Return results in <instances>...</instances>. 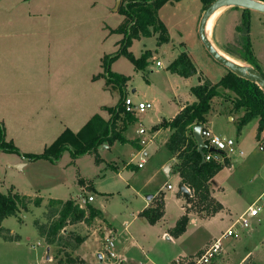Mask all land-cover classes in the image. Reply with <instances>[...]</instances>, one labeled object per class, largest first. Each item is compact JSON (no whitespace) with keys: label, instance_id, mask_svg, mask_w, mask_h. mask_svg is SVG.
<instances>
[{"label":"rangeland","instance_id":"rangeland-1","mask_svg":"<svg viewBox=\"0 0 264 264\" xmlns=\"http://www.w3.org/2000/svg\"><path fill=\"white\" fill-rule=\"evenodd\" d=\"M113 2L114 0H0V77L6 84L1 91H4L3 95H8L3 98V108L10 111L6 116L9 134L17 137V144L12 142L25 154L42 155L53 143L54 135L58 132V116H65L73 131L80 130L84 120L97 113L99 104L118 105L121 99L126 98V92L135 103L150 102L155 106L153 110L135 114L133 121L123 132L128 140L138 138L140 142L147 143L142 150V153H148L145 167L141 170L121 172L109 168L112 163L122 168L124 162L139 161L133 158L136 154L131 155V144L116 140L106 149L100 147L89 156L74 158L70 150H65L58 161L27 160V165L21 171L6 168L4 161L0 160V191H13L33 199L41 197L47 202L51 199L64 202L72 199L81 208H86L90 203L89 195L94 197L87 189L83 190L87 181L92 182L100 191L113 193L111 196H98L96 206L119 231V235L115 236L116 254L120 259H125V264H172L181 258L188 263L189 260L202 255L203 250L219 239L250 206L258 202V205L262 206L260 216L252 221L250 228L240 230L239 238L224 240V250L213 259L212 264H264V139H256L257 121H252L239 132L237 121H230L226 117L213 119L212 128L216 135L234 140L237 143L236 150L243 152V155H229L230 165L214 178L219 187L217 201L222 206L214 215L207 211H212L207 203L202 207L196 204L188 205L187 211L184 212L182 207L184 201L186 204V199L176 198L181 184L179 176L173 173L171 178H167L163 171L162 166L169 153L156 141L150 143L157 123L158 109L153 100L143 96L149 95L150 92L153 94L148 87L156 82L161 90L156 91V95L165 102V71L170 65L171 54L175 53L179 39L183 38L190 45L196 40L194 25L196 26L204 10V4L201 0H181L162 5L158 16L168 30L169 42L159 45V35L155 33L150 37L134 39L127 51L136 58L142 57L146 51H151L147 67L138 70L127 57H119L111 64L110 70L119 76L127 75L128 70L133 71L132 86L126 91V88L121 87L120 81L107 84L105 79L103 84H106L109 90L102 91L100 83L92 79L102 71L101 57L104 54L112 55L117 50L115 44L120 35L109 36L106 29L116 28L121 24L122 15L107 7ZM124 3L119 0L115 11H120ZM244 15H247L250 24L252 51L264 74V14L256 11L244 13L240 8L226 9L216 21L211 40L224 53L225 49L233 52L236 57H231L239 63L251 66L242 60L246 55L241 39L243 34L237 32ZM199 22L200 20L198 25ZM194 51L199 55L198 43ZM207 59L214 67L228 73L229 70L216 63L208 53ZM156 62H161L163 67L157 68ZM19 75L26 77L24 87L15 85L16 81L12 78ZM211 75L217 78L219 73ZM36 78H39L40 82L32 83L37 81ZM48 78L55 81L56 91L58 90L55 97L56 106L49 108ZM146 80H150V84ZM204 84L211 83L207 81ZM30 85L33 88L39 86L41 92V122L37 125L29 120L28 126L22 129L19 125L21 119L28 120L33 113L31 102L35 104V99L31 100V97H35L30 95ZM134 89H138L137 93H133ZM219 90L223 91L222 88ZM19 92L24 93L22 101H29V104L16 103V95H20ZM228 99L219 97L214 102L215 107L230 111L233 103ZM8 101L12 106L7 104ZM113 108L106 109L110 116L105 121L112 119L110 111ZM59 110H62V115H59ZM124 116L125 114H122L121 119ZM141 129L146 131L144 135L139 133ZM86 132L87 136L90 131ZM1 155L12 160L22 158L18 154L2 151ZM168 185L174 189L168 190ZM191 192L193 193L192 190ZM154 195L156 202L150 208L156 207L158 201L162 200L164 215L168 212L179 220L185 215L188 216L186 230L177 242L173 243L164 237V222H148L149 224L144 226L146 223L134 220L135 217L141 216L140 211L144 210L147 198ZM44 207L38 210L30 204L28 210H22L17 218L12 217L2 223L0 264H111L107 259L101 263L98 258V254L104 250V237L114 234L112 231L106 234V231L111 230V226H107V220L103 223V220L101 222L96 219L90 225L78 223L67 226L58 236L59 239L49 246L40 235L36 224L48 229L59 217L62 206ZM191 218L196 222L192 223ZM93 235L98 238L102 236L103 242L93 238L89 244L85 243ZM249 236L261 238L259 248L263 254L259 256L255 253L258 257L244 259L242 255L246 248L251 247V243H247L245 247L241 243ZM48 247H51L49 256L52 263L46 259ZM83 249L88 262L82 260L79 254ZM100 250L101 252H98Z\"/></svg>","mask_w":264,"mask_h":264},{"label":"trees","instance_id":"trees-1","mask_svg":"<svg viewBox=\"0 0 264 264\" xmlns=\"http://www.w3.org/2000/svg\"><path fill=\"white\" fill-rule=\"evenodd\" d=\"M179 1L181 0H130L121 6L119 13L125 17L124 22L112 32L123 34L125 38H123L120 49L112 55L105 56L102 61L104 72L100 77L106 79L107 84H111L113 81H120L121 87L123 89L126 88L125 84L129 79L125 76L114 74L110 70L111 64L121 56L127 57L138 70H143L147 67L151 52H145L142 57L136 58L127 51L134 39L150 37L155 33L159 35V45L169 42L168 30L159 19L158 11L166 3ZM201 1L204 4L205 11L217 0ZM259 1L264 2V0ZM248 12L250 11L244 10V13ZM249 30V20L247 15H244L242 25L237 28V32L243 34L241 39H243L246 53L242 60L263 73L252 51ZM225 52L230 56H235L229 49H225ZM169 70L185 77L195 73V68L185 53L181 54L170 65ZM220 88L226 93L221 92ZM192 92L197 97L198 102L187 106L172 121H164L158 128H170L173 131L166 147L177 156L179 161L177 172L180 175L182 184L193 191V197H191L189 205L193 206V204H196V206L200 205L202 207L207 203L212 208V211H207L214 215L222 209V206L214 197H211V181L226 166H229L230 162L229 158L224 154V163L215 160L204 161L202 154L198 151V144L194 138L193 129L196 125L204 126L206 124L215 98L226 97L233 103V111L242 114L238 122V131L241 132L249 123L258 120L259 127L256 138L257 140L261 139L264 131V92L257 84L240 78L230 71L217 84H203L193 88ZM124 99H121L119 104L110 111L112 114L110 121L107 122L99 115H95L79 133L76 134L67 129L45 149L42 155L21 153L12 141H7L6 129L0 124V151L18 154L29 161L38 159L58 161L65 150H70L74 158H79L94 154L101 146L112 144L116 140L122 143H129L123 132L126 130L127 124L133 120V116L125 113ZM122 114H125L124 122L122 127H119L118 123ZM87 130L90 132L86 136ZM72 148L75 150H72ZM209 153L218 154L216 151L211 152L206 149L205 155ZM99 161L100 159L98 158L97 162ZM81 183L83 184V181ZM30 204L35 207H41L43 198L33 199L13 191L8 193L0 191V230H2L1 225L5 220L12 217L17 218L22 210H28ZM211 204H213L214 208ZM48 206L50 208L62 206L59 217L48 229L38 223L36 224L40 235L49 246L59 239L58 236L61 232H64L67 226L78 223L90 225L96 219L102 218V213L94 206L88 204L86 208H81L73 200H68L67 202L50 200ZM163 215L164 204L162 200L158 201L156 207L146 209L141 214L150 224L159 222ZM187 224L188 216L185 215L177 222L175 228L170 232L171 235L176 238L180 237L185 232Z\"/></svg>","mask_w":264,"mask_h":264},{"label":"crops","instance_id":"crops-1","mask_svg":"<svg viewBox=\"0 0 264 264\" xmlns=\"http://www.w3.org/2000/svg\"><path fill=\"white\" fill-rule=\"evenodd\" d=\"M32 0H23V2H31ZM117 1L118 0H114L113 3H109L108 4V9H111L112 12L114 13H119L115 11V6L117 4ZM124 2H127L129 0H123ZM115 4V5H114ZM119 10V9H118ZM204 10L202 11L201 15L199 16L198 20H197V24L196 26L194 25V29H195V36H196V40L190 45L188 43V41H184L183 38L179 39V43L177 44L176 46V49H175V53H172L171 56H172V59H171V62H170V65L179 58V56L183 53H185L191 63L193 64V67L195 68V73L188 76V77H185V76H181L177 73H173L169 70V67L167 68V70L165 71V76L167 78V82H166V85H165V89H164V95L166 97V100L165 102H162L158 96L156 95V91H160L161 90L159 89V86L157 85L156 82H153L150 87H148L150 89V91L153 92V94L150 92L149 95H144L143 98H146V99H149V100H153L155 105L157 106V109H158V112H157V123H156V126L154 127L153 129V139H151V142H154L156 141V143L158 145H162L166 150L167 152L169 153V157L168 159L165 161V163L163 164V171L165 172L167 178H171L172 174L173 173H176L178 176H179V179H180V182L182 184V180L180 178V175L179 173L177 172V165L179 163L178 159H177V156L173 153H171L168 148L166 147L173 131L170 129V128H158V126L163 123L164 121H172L182 110H184L187 106L189 105H193L194 103H197L198 102V99L197 97L193 94L192 92V89L197 87V86H200V85H203L205 82L209 81L211 84H216L218 83L224 76H226L227 73H224L222 71V69H218V67H214L212 65V63H210L207 59V51H204L205 48L203 47L200 39H199V35H198V28L197 26L199 27L198 25V21L200 20L202 14H203ZM124 19L125 17L122 15V19H121V24L116 27V28H112V27H107V33H109V36H112V35H120V38L119 40L117 41V43L115 44V47H116V51L114 53H116L118 50H119V42L122 40L123 36L121 34H117V33H111L112 30H116L118 29L122 23L124 22ZM161 19V18H160ZM183 39V40H182ZM171 40V39H170ZM196 43H198V48H199V55L194 51V48L196 47ZM200 46V47H199ZM197 50V49H196ZM148 52V51H146ZM151 52V51H149ZM144 54V53H143ZM108 54H104L102 57H101V72H99L98 75H95L93 76L94 78L92 79L94 82H97V83H100V87L102 88V91L105 90V91H108L109 88L107 87V85L103 84V82L105 81V79L103 77H100L101 74H103L104 70H103V67H102V59L104 58V56H106ZM133 65V64H132ZM134 66V65H133ZM156 67L157 68H162L163 67V64L161 63V66H158L157 65V62H156ZM134 68H136L134 66ZM209 68V69H208ZM209 71H208V70ZM206 70V71H205ZM153 74L154 71H152ZM131 73L130 70H128L127 72V75H121V76H125L127 77L129 80L126 84V91L127 89L132 86V83H133V77H131ZM138 73H141V72H138ZM215 73L218 74L219 73V76L216 78V77H213V74ZM4 76V75H3ZM14 81H16V84L15 85H20L21 87H24V82H27V80L25 79L26 77L23 76V75H19V76H14L12 77ZM37 81L35 82H32V83H36L38 84V81H39V78H36ZM40 82V81H39ZM146 82L148 84H150V80H146ZM31 83V82H30ZM48 90H47V93L48 95L50 96V100L47 101V104H48V108L49 106H56V101H55V97H56V94H57V91H56V84H55V81H52L51 78H48ZM14 85V86H15ZM6 86V84H4V80L0 77V91ZM30 88L32 89V92H30V95L34 96L35 98L31 97V100L32 99H35V104H33V101L31 102V109H32V115L28 118V120H23L21 119L22 121L19 123V125H21V128H25L26 126H28L29 124V120H31V123H36L37 125L40 124L41 122V119H40V114H41V104H40V95H41V92H40V89H39V86H36V87H32L30 85ZM138 89H134L133 90V93H137ZM4 92V91H3ZM3 92L1 91L0 92V124H2L5 129H6V137H7V141H13L17 144L16 140H17V137L14 136L13 134L10 135L9 134V122L6 118V116H8V113L10 111L6 110V108H3L4 106V103H3V98L8 96V95H3ZM20 95H16V99H17V102L16 103H21V104H29V101H22V97H23V94L24 93H21L19 92ZM61 94V92H59ZM125 95L127 96V93L125 92ZM12 95H10L11 97ZM219 99L218 98H215L213 100V103H212V110L211 112L209 113L208 117H207V122L206 124L204 125V127H207L209 128L212 132H214L216 134V131H214V128H212V125H213V119L216 118V119H223V118H228L230 121H233V122H239V119L242 117V114L241 113H237V112H234L233 111V106L230 108V111H226L225 109L224 110H220L219 107H215V104L214 102H216V100ZM8 100V99H7ZM63 101L64 103H66V99H64V96H63ZM8 105L12 106L10 104V102L8 101L7 102ZM117 105L114 104V105H105V104H99L98 105V108H97V113L94 114V115H90L88 118H86L84 120V123H83V127L80 129V130H76V131H73L70 127H69V124L67 122V119L65 116L64 119L63 117H59L58 116V121H57V124H58V132L54 135V141L67 129L71 130L73 133H78L80 132L89 122L90 120L95 116V115H99L101 116L104 120H107L109 118V112L106 110L107 108H113ZM61 106V105H59ZM155 106H153V109H154ZM152 109V110H153ZM59 115L61 114L62 115V110H59ZM19 114V112H18ZM56 119V116L54 117ZM133 121V120H132ZM255 121V120H254ZM257 121V132H258V127H259V123H258V120ZM123 122H124V119L122 117V119L119 121L118 123V126H122L123 125ZM129 124V123H128ZM128 124L126 126V129L128 127ZM250 124V123H249ZM248 124V125H249ZM246 127V126H245ZM244 127V128H245ZM243 128V129H244ZM242 129V130H243ZM242 132V131H241ZM9 135V136H8ZM256 137H257V133H256ZM264 139V131L261 135V139ZM127 139V138H126ZM257 139V138H256ZM128 140V139H127ZM53 141V142H54ZM129 141V144L132 145L133 147V151L131 152V155L133 154H136L133 158H137L139 161L136 163L135 161H131V162H124L122 168H119L117 164H110L109 165V168L116 170V171H124V170H141L143 168H139L138 167V163L141 161V159L143 158V151L145 147H142L140 145V140L138 138L136 139H133V140H128ZM109 144L105 145V146H108ZM104 146V145H103ZM101 146V147H103ZM107 147H103V149H106ZM21 153L25 154L24 151L21 150ZM144 155H146V158L148 157V153L147 152H144ZM85 156H89V155H85ZM84 157V156H83ZM0 160L4 161V164L6 165V168L8 169H12V170H16V171H21L23 170V168L27 165V160H25L24 158H19L18 160H12L10 158H6V157H3L1 155V151H0ZM215 178V177H214ZM84 181V180H82ZM168 188V186H167ZM88 190L90 193H93L94 194V200L92 202H90L89 204L94 206L96 209H98L101 213H102V218H98L97 220H103V223L104 221H108L109 222V225H107L108 227L111 228V230L109 231H106V234H109L110 231H112L114 234H113V237L115 236H118L119 235V231L117 230V228L113 225L112 221L107 217V215L100 209L96 206V198L98 196H111V195H114L113 193H110V192H104V191H100L98 189H96L92 182L90 181H87V184H84L83 186V190ZM174 188H172L173 190ZM169 190V189H168ZM191 191V189H190ZM211 192H212V195L213 197L217 200L219 199V187H218V184L215 182V180L213 179L211 181ZM3 193V192H2ZM178 194V192H177ZM153 198L150 200L147 198V201H146V204H145V207H144V210L146 209H149L151 206H153L154 202H156V196H152ZM191 197H193V193L191 192ZM176 198L177 199H185L183 196L181 197H177L176 195ZM51 200H57V199H51ZM72 200V199H71ZM261 200V198H260ZM59 201H62V200H59ZM64 202V201H62ZM48 204H49V201H45L43 199V204L41 207H37L38 210H42L43 206L45 207H48ZM189 204L187 203L186 201V204H185V201H184V205H183V210H185L184 212L187 211V206ZM254 205V204H253ZM44 207V208H45ZM262 208V206H261ZM143 210V211H144ZM143 211L141 210L140 213L142 214ZM262 212V211H261ZM260 212V214H261ZM260 216V215H259ZM257 219V218H256ZM135 221H138L140 220L142 223H146V225L144 226H147L149 223L148 221L146 220V218L142 217V216H138V217H135L134 219ZM133 220V221H134ZM179 220V218L177 216H174L172 215L171 213L168 214V212L164 215V217L159 221L158 224H161L164 222V229L166 230L164 232V237L167 238L169 241H172L173 243L174 242H177V239L176 237H172L170 235V231L171 229L176 225L177 221ZM255 220V219H254ZM106 221V222H107ZM132 221V222H133ZM191 222L192 223H195L196 220L195 219H192L191 218ZM106 224V223H105ZM69 226H72V225H69ZM65 231V230H64ZM128 231H129V228H128ZM95 235L91 236L89 238V240L87 239L85 243H90V241L94 238V239H97L98 240H102L103 242V238L101 237H97ZM43 238V237H42ZM116 239V237H115ZM261 238L259 237H246L245 241L243 243H241L244 247L246 246L247 243H251V247L250 248H246L244 253H243V258L244 259H247V258H251V257H258L257 255H254L255 253H258V255H262L263 254V251H261V249L259 248L260 247V240ZM138 243V242H137ZM240 243V242H239ZM240 244V245H241ZM38 246H40V244H38ZM249 246V245H247ZM51 247H48L47 249V261H49V263H52L51 261V256H49V253L51 252ZM205 250H203L204 252ZM98 252H101L98 251ZM79 254L81 255V258L82 260H84L85 262H88L86 260V253H85V250H81L79 251ZM101 254V253H99ZM98 254V255H99ZM100 260V259H99ZM124 261V264H125V259H123ZM101 263H104V260H100Z\"/></svg>","mask_w":264,"mask_h":264},{"label":"built area","instance_id":"built-area-1","mask_svg":"<svg viewBox=\"0 0 264 264\" xmlns=\"http://www.w3.org/2000/svg\"><path fill=\"white\" fill-rule=\"evenodd\" d=\"M158 66H161V62H157ZM124 109L125 113L131 116H134L137 113L143 114L149 110L153 109V104L150 102H140L135 103L130 97L126 96L124 99ZM141 135H144L146 131L141 129L139 131ZM202 137L204 142L207 145V149H213L218 154H207L205 155V161L215 160L217 162H222L224 160V155L229 158V155H243V152H238L236 150L237 143L232 139H224L220 136L214 134L209 128L203 127L202 129ZM140 145L146 146L147 143L145 141L140 142ZM263 149V147H261ZM147 162L146 155L143 153V158L138 163V167L141 169ZM172 186L168 185V189L172 190ZM94 200L93 196L88 197V201L92 202ZM262 208L258 205V202L252 206H250L247 211H245L238 220L226 231L223 235L217 239L212 245H210L199 257L195 259H191L188 263L181 258L180 260H176L172 264H212L213 259L216 258L221 252L224 250L223 241L230 238H239L240 230H246L251 227L252 221L259 217ZM116 241L115 237L107 236L104 237V250L101 253L102 261L107 259L111 264H124V261L119 258L116 254Z\"/></svg>","mask_w":264,"mask_h":264},{"label":"water","instance_id":"water-1","mask_svg":"<svg viewBox=\"0 0 264 264\" xmlns=\"http://www.w3.org/2000/svg\"><path fill=\"white\" fill-rule=\"evenodd\" d=\"M117 4L119 6V0L117 1ZM223 8H240L243 10L256 11L264 14V2L259 0H217L203 12L198 27L199 39L207 53L216 63L228 69L230 72L234 73L238 77L257 84L260 89H262L264 92V74L259 72L253 66L240 64L226 58L219 52L217 47L211 42L207 35V24L210 18L218 10ZM203 127V125H196L193 129V135L198 144V151L202 154L203 160L205 161V150L207 149V145L204 142V139L201 134ZM103 147L107 146L104 145ZM210 151L212 152L215 150L210 149ZM181 196H183L186 199L187 203L190 204L191 191L187 186L183 184H180L178 187L177 197ZM152 198V196H149L148 199L151 200ZM98 258L102 260V255L99 254Z\"/></svg>","mask_w":264,"mask_h":264},{"label":"bare ground","instance_id":"bare-ground-1","mask_svg":"<svg viewBox=\"0 0 264 264\" xmlns=\"http://www.w3.org/2000/svg\"><path fill=\"white\" fill-rule=\"evenodd\" d=\"M227 8H223V9H220V10H218L215 14H213V16L210 18V20H209V22H208V24H207V35H208V37H209V39L211 40V36H212V34H213V30H214V26H215V24H216V21H217V19H218V17L220 16V15H222L224 12H225V10H226ZM211 42L213 43V41L211 40ZM214 44V43H213ZM215 45V44H214ZM216 46V45H215ZM217 47V46H216ZM217 49L219 50V52L222 54V55H224L226 58H228V59H230V60H232V61H234V62H237V63H239L237 60H235L234 58H232L231 56H229V55H227L226 53H224L222 50H220L218 47H217ZM241 64V63H240Z\"/></svg>","mask_w":264,"mask_h":264}]
</instances>
